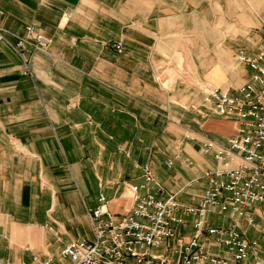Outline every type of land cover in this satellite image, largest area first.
<instances>
[{
    "label": "crops",
    "instance_id": "crops-1",
    "mask_svg": "<svg viewBox=\"0 0 264 264\" xmlns=\"http://www.w3.org/2000/svg\"><path fill=\"white\" fill-rule=\"evenodd\" d=\"M0 8V264L51 254L67 264L61 248L93 235L88 209L103 193L112 211H129V186L143 181L146 164L165 197L201 201L205 172L217 166L206 144H227L237 127L209 110L204 89L234 91L249 79L234 54L240 37L264 29V0H0ZM28 25L45 46H14ZM186 219L180 230L190 234ZM242 224L259 243L250 262L264 264L263 235Z\"/></svg>",
    "mask_w": 264,
    "mask_h": 264
},
{
    "label": "built area",
    "instance_id": "built-area-1",
    "mask_svg": "<svg viewBox=\"0 0 264 264\" xmlns=\"http://www.w3.org/2000/svg\"><path fill=\"white\" fill-rule=\"evenodd\" d=\"M33 31L28 25L29 35L15 37L14 46L21 49L29 42L45 46L48 39L43 36L31 41ZM4 39L0 31V40ZM115 46L121 51L120 43ZM236 55L250 70L249 79L235 91L213 84L204 89L203 101L209 110L235 121L237 127L227 144H206L217 166L205 172L208 187L201 201L186 204L177 194L165 197L166 189L146 164L143 181L129 186L131 209L112 211L102 193L100 204L88 209L93 235L68 241L59 252L60 259L67 264H259L250 262L259 243L248 236L242 222L260 231L264 249V39L254 50L237 48ZM181 154L179 149L166 165L172 167ZM187 215L191 216L190 234L180 230ZM213 216L232 220L217 223ZM33 259L53 264L57 256L34 255Z\"/></svg>",
    "mask_w": 264,
    "mask_h": 264
},
{
    "label": "rangeland",
    "instance_id": "rangeland-1",
    "mask_svg": "<svg viewBox=\"0 0 264 264\" xmlns=\"http://www.w3.org/2000/svg\"><path fill=\"white\" fill-rule=\"evenodd\" d=\"M255 37H257V38H260V39H262V41H263V39H264V29L263 30H260V31H254V34L253 35H247V36H242V37H240L239 38V44L237 45V48H239V47H245V48H247V49H249V50H254V49H256L257 47H253L254 46V43L257 41V38H255ZM262 41L260 42V44L262 43ZM117 43H120V42H113V46L116 48V44ZM121 44V43H120ZM259 44V45H260ZM121 51H119L117 48H116V50L118 51V52H122L123 51V46H122V44H121ZM237 48H236V50H237ZM236 50H235V54H234V56L236 57V60H238L241 64H243L239 59H238V57H237V55H236ZM217 60H218V56L217 55H211V63H213L214 64V62H217ZM219 72H221V71H219ZM238 88V87H237ZM235 91V90H234Z\"/></svg>",
    "mask_w": 264,
    "mask_h": 264
}]
</instances>
